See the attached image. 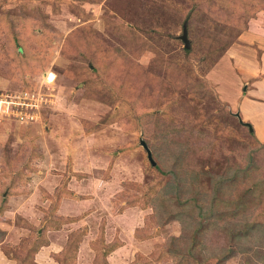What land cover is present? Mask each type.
Returning a JSON list of instances; mask_svg holds the SVG:
<instances>
[{
	"label": "rangeland",
	"instance_id": "1",
	"mask_svg": "<svg viewBox=\"0 0 264 264\" xmlns=\"http://www.w3.org/2000/svg\"><path fill=\"white\" fill-rule=\"evenodd\" d=\"M263 31L264 0H0V93L27 91L40 103L28 125L0 115V208L17 191L0 218V255L17 264L32 225L46 230L45 245L50 230L67 232L65 243L80 232L70 258L51 250L55 264H247L240 253L179 254L187 247L171 237L180 222L158 225L142 204L169 178L173 138L187 146L176 171L240 158L264 165V142L224 98L234 54L260 51L249 39ZM84 176L101 201L95 223L71 214L65 192L52 216L56 188H78Z\"/></svg>",
	"mask_w": 264,
	"mask_h": 264
},
{
	"label": "trees",
	"instance_id": "2",
	"mask_svg": "<svg viewBox=\"0 0 264 264\" xmlns=\"http://www.w3.org/2000/svg\"><path fill=\"white\" fill-rule=\"evenodd\" d=\"M185 27L187 29L186 25ZM186 52H189L188 48ZM249 132L256 138L253 130ZM173 140L174 138L170 140L173 145L172 151L175 150L171 154L173 169L165 171L169 178L157 189L154 196L142 205L149 204L155 209L158 225L166 222L162 219L164 216L180 222L181 235L173 236L171 239L173 242L181 241V245L187 248L181 250L180 247L176 252L182 254L187 251L193 256L200 252L203 254L202 257L219 259L227 258L231 253H240L244 254L245 258L248 257L247 264H264V208L260 209L264 202V165L253 162L252 158L248 161L240 158L235 161L237 163L233 159L232 162L224 160L225 163L220 166L216 163V169L210 165L211 169L198 172L176 171L174 169L182 163L186 155L187 146ZM14 171L18 174L19 170L15 168ZM21 176L23 175H19V178ZM203 183L206 188H203ZM59 189L55 190L57 197L49 210L52 216L59 204L60 195L64 192L67 195L69 193L67 190ZM14 191L17 192L10 190L6 198ZM6 198L1 199L0 218H3L2 211L6 209ZM58 219L68 221L71 217ZM53 220L59 222L55 218ZM30 228L37 230V227L32 225ZM34 230H31L32 233L27 237V244L25 242L20 245L21 252L13 253L18 254L14 256L17 264H36L34 254L46 244L47 238H44L46 230L42 229L38 233ZM4 234L5 232L0 229V240ZM70 236L58 256L62 253L67 254V259L71 257L70 247L75 239H79L80 232H74ZM219 243L226 247L220 246ZM5 252L8 253V250Z\"/></svg>",
	"mask_w": 264,
	"mask_h": 264
},
{
	"label": "crops",
	"instance_id": "3",
	"mask_svg": "<svg viewBox=\"0 0 264 264\" xmlns=\"http://www.w3.org/2000/svg\"><path fill=\"white\" fill-rule=\"evenodd\" d=\"M251 38L252 39L249 40H254L260 51H252L254 48L252 47L253 45H251L246 46L248 53L245 52V54H239L238 51V54H234V60L236 61V69H234V72L236 73L232 75L234 78L230 77L229 83L224 85L226 97L223 96L225 100H231L229 101L230 104L236 108V111H238L237 118L239 117L242 121L249 123L256 139L260 142H264V31L259 37ZM219 82L221 83V81ZM84 177L81 178L82 183H79L80 185L78 188L76 185L71 188L69 187L71 192L69 190L68 195L71 196H67L68 198L64 199V201L66 202L67 200V202H71L72 200H75L74 202L72 201L73 203L70 205L71 207L69 210H71V214H76L77 216L80 215L79 222H83L87 218L95 223V220L97 219L96 216L98 215L97 213L101 210L99 207L101 201L93 196H89V193L86 192L87 188L90 189L91 186L85 183L86 179H88L87 176ZM92 182L94 181L92 180ZM92 184L95 185V182ZM74 188L75 190L73 191ZM82 207H84V209H82ZM96 210H98V212ZM66 212V214L71 215L69 211ZM84 215H87V217L84 218ZM100 221L101 220L98 222ZM79 224L80 223H78L77 226H79ZM66 233L67 232L64 231L62 232V228L50 230L48 233V235L51 234L49 237L50 242L47 245H43V247L38 250L35 254V262L37 264H55L50 260L51 258H49L51 257V250L53 253H58L62 250L67 236ZM6 241L9 242L10 240ZM80 251H82V248ZM110 253H112L111 258L112 255L113 257H116V262H119L124 258L121 250L117 252L112 251ZM0 262L3 264H13L11 259L1 255Z\"/></svg>",
	"mask_w": 264,
	"mask_h": 264
},
{
	"label": "built area",
	"instance_id": "4",
	"mask_svg": "<svg viewBox=\"0 0 264 264\" xmlns=\"http://www.w3.org/2000/svg\"><path fill=\"white\" fill-rule=\"evenodd\" d=\"M33 99L27 91L0 93V115H10L24 125L31 124L37 120L36 111L40 107V103Z\"/></svg>",
	"mask_w": 264,
	"mask_h": 264
},
{
	"label": "water",
	"instance_id": "5",
	"mask_svg": "<svg viewBox=\"0 0 264 264\" xmlns=\"http://www.w3.org/2000/svg\"><path fill=\"white\" fill-rule=\"evenodd\" d=\"M180 38L185 42V47H189V39L187 37V29L185 27V25L183 26V29H182V35L180 36ZM236 116H238V114H236ZM238 120L241 124L245 125L248 127L249 131L252 130V127L249 123L247 122H244L241 120V118L238 117ZM140 145L145 149L146 153H147V157L149 159V161L154 164L155 161L153 160L152 158V153H151V150L150 148L147 146V144L141 139L140 140Z\"/></svg>",
	"mask_w": 264,
	"mask_h": 264
}]
</instances>
